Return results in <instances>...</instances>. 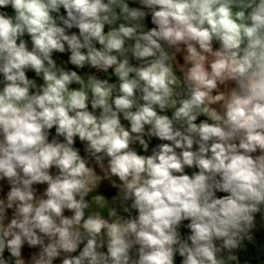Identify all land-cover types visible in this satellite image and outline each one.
<instances>
[{
	"label": "clouds",
	"instance_id": "obj_1",
	"mask_svg": "<svg viewBox=\"0 0 264 264\" xmlns=\"http://www.w3.org/2000/svg\"><path fill=\"white\" fill-rule=\"evenodd\" d=\"M138 3L147 12L128 0H0L13 10L0 11V180L9 185L0 264L5 249L12 264H53L62 253L61 264H174L175 254L181 264H229L254 241L256 214L264 220V0ZM66 51L67 63L111 68L118 83L66 70L52 58ZM145 126L167 142L148 156L130 148L147 150ZM102 180L116 195L86 199ZM25 244L38 249L27 261Z\"/></svg>",
	"mask_w": 264,
	"mask_h": 264
},
{
	"label": "crops",
	"instance_id": "obj_2",
	"mask_svg": "<svg viewBox=\"0 0 264 264\" xmlns=\"http://www.w3.org/2000/svg\"><path fill=\"white\" fill-rule=\"evenodd\" d=\"M128 3H129V6L130 7H140V8H144V6L142 5H139L138 3V0H128ZM144 10L147 12V9L144 8ZM8 14L9 15H12L13 14V10L8 7ZM60 14L61 15H64V10L61 8L60 10ZM144 24H145V30H147L148 28H151V27H154L152 24H151V21H150V15H147L145 17V20H144ZM107 27L108 26H105V31H107ZM78 33V31H77ZM27 45H31V41H30V37L25 34L23 37H22ZM70 55V53H68L67 51L64 52V53H58V52H53V56L52 58L57 62L58 65L64 67L66 70H74L77 72L78 75H81L83 77H87V75H95L98 79H107L109 81V83H118L117 81V77H115V75L112 74V72L110 73H107V74H103V75H97V74H94L91 70V67L90 66H85L84 68H81V69H77L74 65H71L70 63H67L68 61V56ZM177 61L179 63H183V60H182V55L181 54H177ZM131 63L135 64L136 61H130ZM26 76L30 79H34L36 81V84H37V87H39L40 84L43 83L42 79L40 77H36L35 76V73L32 72L31 70L29 71H26ZM0 87H2V85H0ZM70 87L72 88H75L77 87L76 85H70ZM168 115H171V110L168 111L167 113ZM203 119H206V117L204 116H199L197 118V120L195 121L196 123H199L200 120H203ZM121 123L125 126V128L127 129L129 127L128 125V122L123 120V118L121 117ZM147 128L148 126H145V134L143 135V139H145V141H149V140H153L155 139V137H148L146 135L147 133ZM132 135H136V134H132ZM58 140L62 141V137H57ZM74 140L78 141L80 143V149H79V154L81 156H83L84 153H86V144L87 142H82L79 140L78 137H74ZM141 147V145L139 144L138 141H134L130 144V148H132L133 150H137ZM259 152L257 151L256 153H253V155H258ZM89 162V165L92 166L94 168V170L97 172V174H100L102 175L99 167L96 166L95 162L94 161H90L88 160ZM104 163L106 164L107 163V160L104 161ZM55 169H50V172L51 173H55ZM112 179H116L117 180V183H119L118 179L113 177ZM33 187H35L37 189V195H39L43 190L44 188L46 187V185H43V184H38V185H34ZM9 190V185L7 184L6 180H0V198H4L6 196V193L7 191ZM117 193V189L116 188H113L110 184V182L108 180H102L99 184V186L95 189V191L93 193H90L89 196H88V199H90V197L92 195H95V194H100V195H103L106 199L108 200H111V198L113 196H115ZM130 203V202H129ZM94 210H95V205L93 206ZM117 210L119 212V214L127 217L128 216V213H124L122 211H120V208H119V205H117ZM102 211V216H104V218H108L107 217V213L106 211L104 210H101ZM12 212L13 210L12 209H6V219H5V223H7L11 217H12ZM65 215H70L71 213L68 212L67 210H65ZM131 214L134 216L136 213H135V210H131ZM38 249L37 248H29L26 244L22 247L21 249V255H22V258H24L26 261L30 258V255L35 253ZM103 250V249H102ZM74 253H72L71 255H73ZM4 258L6 260H9V264H12V260L14 258H11L10 257V253H8L7 249H5L4 251V254H3ZM63 256L64 254L62 253L60 257H58L57 259L54 260L53 264H61V260L63 259Z\"/></svg>",
	"mask_w": 264,
	"mask_h": 264
},
{
	"label": "trees",
	"instance_id": "obj_3",
	"mask_svg": "<svg viewBox=\"0 0 264 264\" xmlns=\"http://www.w3.org/2000/svg\"><path fill=\"white\" fill-rule=\"evenodd\" d=\"M0 11H6L8 13V8L5 9H0ZM69 32H77L78 29L76 28H72L68 30ZM28 47H31V45H29ZM219 47V43L214 41L213 42V48H217ZM89 110H91V106L89 105ZM53 136H55V128L53 127V129L49 130V139L51 140L53 138ZM160 143H167L166 141H160L159 139L155 138L153 140H149L147 141L148 144V148L147 150H144L142 148V146L136 150L137 154L140 155H151L153 149L156 148V146ZM75 148H77L78 150L80 149V143L76 140H74V145ZM197 145H193V150H196ZM177 152H179V149H176ZM84 158H86L87 160L90 161H94V159L88 154V152L84 153L83 156ZM107 160V158H105V161ZM95 162V161H94ZM186 174L191 175L192 172L197 171V169L195 167L193 168H188L185 167L184 169ZM227 195V193H223V192H217L216 196L217 197H221ZM86 199H88V197H86ZM256 221H257V228L254 230V241L249 243L247 241L244 242V247L240 248V249H236V250H232L231 254H234L237 256V261L235 262H229V264H264V220L261 219V214L257 213L256 214ZM188 221H183L181 223L180 228L178 229L181 237L185 238L186 235L188 234V229L185 228L183 225L187 224ZM217 245L219 246L220 242L217 241L216 242ZM82 247V245H81ZM79 249L77 250L76 253H74L73 255L78 254ZM230 253L227 250H221L220 253H218V255L222 258H226ZM182 257L179 256V254H175L174 255V264H181L182 261Z\"/></svg>",
	"mask_w": 264,
	"mask_h": 264
},
{
	"label": "built area",
	"instance_id": "obj_4",
	"mask_svg": "<svg viewBox=\"0 0 264 264\" xmlns=\"http://www.w3.org/2000/svg\"><path fill=\"white\" fill-rule=\"evenodd\" d=\"M91 70H92V72H93L94 74H97V75H103V74H107V73L112 72L111 68L108 70L107 73L102 72V71H98V70H96V69H94V68H91Z\"/></svg>",
	"mask_w": 264,
	"mask_h": 264
},
{
	"label": "rangeland",
	"instance_id": "obj_5",
	"mask_svg": "<svg viewBox=\"0 0 264 264\" xmlns=\"http://www.w3.org/2000/svg\"><path fill=\"white\" fill-rule=\"evenodd\" d=\"M50 140V139H49Z\"/></svg>",
	"mask_w": 264,
	"mask_h": 264
}]
</instances>
